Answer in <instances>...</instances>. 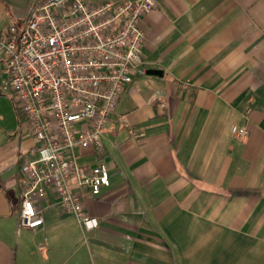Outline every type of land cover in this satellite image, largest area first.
Listing matches in <instances>:
<instances>
[{"label": "crops", "instance_id": "crops-1", "mask_svg": "<svg viewBox=\"0 0 264 264\" xmlns=\"http://www.w3.org/2000/svg\"><path fill=\"white\" fill-rule=\"evenodd\" d=\"M33 1L0 0V38L23 27ZM155 2L141 23L145 72L118 101L103 148L78 150L111 175L100 194L83 190L91 231L53 193L44 224L19 227L34 140L2 90L0 44V264H264V0Z\"/></svg>", "mask_w": 264, "mask_h": 264}, {"label": "built area", "instance_id": "built-area-1", "mask_svg": "<svg viewBox=\"0 0 264 264\" xmlns=\"http://www.w3.org/2000/svg\"><path fill=\"white\" fill-rule=\"evenodd\" d=\"M155 0H35L22 28L0 38L7 58L1 87L11 91L28 134L23 152L19 227L44 224L43 204L53 193L62 210L86 231L98 218L86 211L83 190L98 195L111 184L106 162L81 161L82 148H103L118 101L144 73V16ZM240 139L245 126L233 125ZM51 150L54 158L42 159ZM88 225H92L91 228Z\"/></svg>", "mask_w": 264, "mask_h": 264}, {"label": "clouds", "instance_id": "clouds-1", "mask_svg": "<svg viewBox=\"0 0 264 264\" xmlns=\"http://www.w3.org/2000/svg\"><path fill=\"white\" fill-rule=\"evenodd\" d=\"M54 158V152H52L51 150H44L42 151V159L44 161H48L50 159ZM92 225H88L89 228H91Z\"/></svg>", "mask_w": 264, "mask_h": 264}, {"label": "water", "instance_id": "water-1", "mask_svg": "<svg viewBox=\"0 0 264 264\" xmlns=\"http://www.w3.org/2000/svg\"><path fill=\"white\" fill-rule=\"evenodd\" d=\"M147 73H149V74H160V73H162V72H161V70H159V69L151 68V69H148V70H147Z\"/></svg>", "mask_w": 264, "mask_h": 264}, {"label": "rangeland", "instance_id": "rangeland-1", "mask_svg": "<svg viewBox=\"0 0 264 264\" xmlns=\"http://www.w3.org/2000/svg\"><path fill=\"white\" fill-rule=\"evenodd\" d=\"M33 3H34V1L30 4L29 9L32 7ZM26 131H27V130H26Z\"/></svg>", "mask_w": 264, "mask_h": 264}]
</instances>
